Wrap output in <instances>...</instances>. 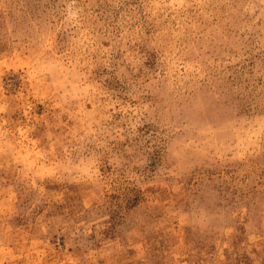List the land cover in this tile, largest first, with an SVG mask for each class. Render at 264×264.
Returning a JSON list of instances; mask_svg holds the SVG:
<instances>
[{"label": "rangeland", "instance_id": "374dc122", "mask_svg": "<svg viewBox=\"0 0 264 264\" xmlns=\"http://www.w3.org/2000/svg\"><path fill=\"white\" fill-rule=\"evenodd\" d=\"M0 264H264V0H0Z\"/></svg>", "mask_w": 264, "mask_h": 264}]
</instances>
